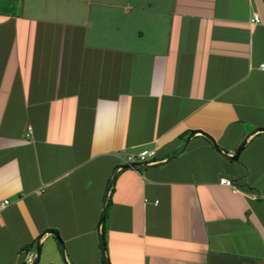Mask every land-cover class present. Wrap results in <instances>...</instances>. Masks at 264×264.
<instances>
[{"label":"crops","instance_id":"1","mask_svg":"<svg viewBox=\"0 0 264 264\" xmlns=\"http://www.w3.org/2000/svg\"><path fill=\"white\" fill-rule=\"evenodd\" d=\"M261 64L264 0H0V264H104L102 230L109 264H264Z\"/></svg>","mask_w":264,"mask_h":264},{"label":"water","instance_id":"2","mask_svg":"<svg viewBox=\"0 0 264 264\" xmlns=\"http://www.w3.org/2000/svg\"><path fill=\"white\" fill-rule=\"evenodd\" d=\"M254 131L255 132L256 131H262V132H264V128L259 127V128H256ZM187 142H188V138H186L183 146L178 151L172 153L167 159L170 160L171 158H174L175 156H177L178 154H180L181 151L183 150V148L187 145ZM244 144H245V140L239 145V147L237 148V150L235 151V153L230 156V158L232 160H236L237 159L240 151L244 147ZM215 147L218 150V146L215 145ZM139 166H147V165L146 164H137V163L126 164L125 166H119L118 168H116V170L119 169L120 167H123V168H129V167H131V168H137ZM116 170L113 171V173L111 175V178L109 180V183L107 185V188H106L105 197H104V200H103V204H102V207H101V212H100L99 220H98V223H97V229L98 230L100 229V227H101V225H102V223L104 222V219H105L106 209H107V203H108V197H107V195H108V192H109L110 188L112 187V184L114 183ZM44 233H50V234H52V235L55 236L56 241L58 243L59 250H60V254L64 258V246H63L62 240L59 238L58 232L55 231V230H52V229H47ZM98 243H99V246H100V251H101V254H102V258L105 261L104 263L105 264H109V260H108V257L106 255V248H105L104 238H103L102 233H100V232L98 234ZM38 257H39V242L37 241L36 242V245H35V257H34V259L32 260V262L30 264H37Z\"/></svg>","mask_w":264,"mask_h":264},{"label":"built area","instance_id":"3","mask_svg":"<svg viewBox=\"0 0 264 264\" xmlns=\"http://www.w3.org/2000/svg\"><path fill=\"white\" fill-rule=\"evenodd\" d=\"M252 20L254 22L258 21V15L256 13L253 14ZM260 67L264 69V64H261ZM28 131H30V128H28ZM155 155L156 153L154 149H142L137 153H130L127 150H121L120 152L116 153V156L118 158H122V157L124 158V162L126 164L140 163V164L151 165L156 162ZM218 183L220 185L232 188L233 191L238 190V188L232 183V181L224 176L218 179ZM9 203H10L9 200L7 199L0 200V212L4 208H6L9 205Z\"/></svg>","mask_w":264,"mask_h":264},{"label":"trees","instance_id":"4","mask_svg":"<svg viewBox=\"0 0 264 264\" xmlns=\"http://www.w3.org/2000/svg\"><path fill=\"white\" fill-rule=\"evenodd\" d=\"M102 228H103V225H102ZM102 228H101V229H102ZM102 233H103V230H102ZM102 235H103V234H102Z\"/></svg>","mask_w":264,"mask_h":264},{"label":"bare ground","instance_id":"5","mask_svg":"<svg viewBox=\"0 0 264 264\" xmlns=\"http://www.w3.org/2000/svg\"><path fill=\"white\" fill-rule=\"evenodd\" d=\"M139 152V151H138ZM126 164V163H125ZM131 164H133V163H131ZM137 164H140V163H137Z\"/></svg>","mask_w":264,"mask_h":264},{"label":"rangeland","instance_id":"6","mask_svg":"<svg viewBox=\"0 0 264 264\" xmlns=\"http://www.w3.org/2000/svg\"><path fill=\"white\" fill-rule=\"evenodd\" d=\"M104 238V237H103ZM65 251V250H64ZM103 259V258H102ZM103 262H105L104 260H103ZM105 264V263H104Z\"/></svg>","mask_w":264,"mask_h":264}]
</instances>
